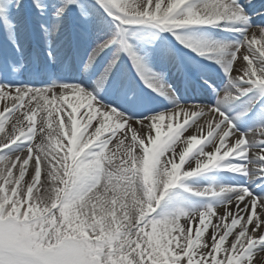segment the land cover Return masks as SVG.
Returning <instances> with one entry per match:
<instances>
[{"label": "snow or ice", "instance_id": "1", "mask_svg": "<svg viewBox=\"0 0 264 264\" xmlns=\"http://www.w3.org/2000/svg\"><path fill=\"white\" fill-rule=\"evenodd\" d=\"M253 9L0 0V264H253L264 8Z\"/></svg>", "mask_w": 264, "mask_h": 264}, {"label": "bare ground", "instance_id": "2", "mask_svg": "<svg viewBox=\"0 0 264 264\" xmlns=\"http://www.w3.org/2000/svg\"><path fill=\"white\" fill-rule=\"evenodd\" d=\"M253 3L255 5V8L262 7L264 8V0H253ZM255 10V9H253ZM254 19H256L254 17ZM253 264H264V251H257L253 256Z\"/></svg>", "mask_w": 264, "mask_h": 264}, {"label": "rangeland", "instance_id": "3", "mask_svg": "<svg viewBox=\"0 0 264 264\" xmlns=\"http://www.w3.org/2000/svg\"><path fill=\"white\" fill-rule=\"evenodd\" d=\"M262 7H258V5H257V7L255 8V10L254 11H258V10H260Z\"/></svg>", "mask_w": 264, "mask_h": 264}]
</instances>
